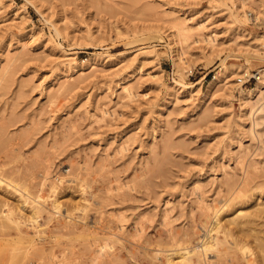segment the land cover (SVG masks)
I'll return each instance as SVG.
<instances>
[{
    "label": "rangeland",
    "instance_id": "374dc122",
    "mask_svg": "<svg viewBox=\"0 0 264 264\" xmlns=\"http://www.w3.org/2000/svg\"><path fill=\"white\" fill-rule=\"evenodd\" d=\"M253 9L264 0H0V264H171L223 206L233 234L214 229L217 251L188 264L263 262ZM180 23L206 28L178 72ZM246 70L261 79L240 84ZM34 205L37 225L20 223Z\"/></svg>",
    "mask_w": 264,
    "mask_h": 264
},
{
    "label": "bare ground",
    "instance_id": "6f19581e",
    "mask_svg": "<svg viewBox=\"0 0 264 264\" xmlns=\"http://www.w3.org/2000/svg\"><path fill=\"white\" fill-rule=\"evenodd\" d=\"M244 2V1H243ZM242 3V2H241ZM245 5H246V3H244ZM243 4V5H244ZM243 5H241V8L243 9V7L245 6H243ZM234 7H235V5H234ZM235 9L236 10H238V6H236L235 7ZM260 11H264L263 9H260V10H254L253 9V11H251V12H245V15H246V17H249L250 19H259V16H258V14H259V12ZM188 21V20H187ZM183 23V22H182ZM188 23V22H187ZM187 23H184V24H181V26H179V27H177V29H176V31L174 30V32H175V37H177V42L179 43V50L181 51V52H178L179 53V55H180V57H179V61H180V63H178L176 66H175V68L177 69V71L179 72V71H181L183 68H182V64H186V63H189L188 61H186L185 60V57H182L184 54H186V53H184L183 51H184V46L187 44H190L189 42L191 41V38L193 37V35L196 33H193V31L194 30H198L197 31V35L198 34H201L202 32L201 31H204V29L206 28V26L204 25V24H198V25H195V26H190L189 24H187ZM192 23V22H191ZM176 26H177V24H176ZM197 26V27H196ZM173 27V26H172ZM174 29V28H173ZM172 29V30H173ZM200 30V31H199ZM207 30V29H206ZM201 32V33H200ZM207 33V32H206ZM203 34V33H202ZM201 36V35H200ZM215 36L216 35H213L212 34V36H205V38L203 37H200V38H197L196 39V42H207L209 45L210 44H212V42H214L215 43V41H216V39L217 38H215ZM197 37V36H196ZM198 37H199V35H198ZM202 42V43H203ZM198 45V44H197ZM213 45V44H212ZM175 52V51H174ZM187 57V56H186ZM253 65H255V66H257L258 67V65H259V63L258 62H254L253 63ZM184 66V65H183ZM246 69V68H245ZM242 71H244V70H242V69H239V70H235V72H238V73H240V72H242ZM259 72H260V74L262 73V75L264 76V67L262 68V69H260L259 70ZM176 73V72H175ZM182 73V72H181ZM225 73V72H224ZM260 74H256V77H258V80H260L261 79V76H260ZM179 75V74H178ZM177 75V76H178ZM225 75V74H224ZM223 75V76H224ZM232 75V74H231ZM230 75V76H231ZM244 75H249V72L246 70V74H244ZM227 77H229L228 75H226L224 78H227ZM178 78V77H177ZM219 78H220V80H222V76H218V78H217V76H215L214 77V79H213V81H211L210 82V84H212V85H214V83L215 82H221L220 80H219ZM181 80V79H180ZM183 78H182V82L181 81H179V80H174V82L175 83H178V84H180V86L181 87H186V88H192L193 86H195L196 84H193V85H191V86H186V85H184V82H183ZM224 80V79H223ZM229 80V79H228ZM211 85V86H212ZM262 85H264V82L262 83ZM258 87H262L261 86V84L260 85H258L257 84V88ZM259 89H261V88H259ZM190 90V89H189ZM123 91H124V93H126L125 94V96L127 97V99H130L131 100V98L133 99V97H134V92L132 91V89L129 87V86H126V87H123ZM251 92H252V89H248V91L247 92H241L240 93V95H241V98H240V100H241V102H243V101H246V100H248V98L250 97L249 95L251 94ZM124 96V97H125ZM123 98V97H122ZM244 103H242V105H243ZM257 109V108H256ZM259 109V108H258ZM256 111V110H255ZM3 180L2 179H0V187H2V184H3ZM14 186V185H13ZM10 188V187H9ZM14 188V187H13ZM54 188V187H53ZM57 189V188H56ZM52 190V189H51ZM21 193V192H20ZM54 193V192H53ZM53 200H55V199H53ZM7 201H9L8 199H5V200H3L2 201V203L4 204V206H2V211H3V213H4V215H5V217H6V219L8 220V221H13V218H12V213H13V210L14 209H16V208H14L13 206H11L9 203H7ZM27 202V201H26ZM39 203V202H38ZM53 203V207H54V210L55 211H58V210H60V205H61V202L60 203H58V201L56 200V201H54V202H52ZM52 206V205H51ZM14 209H13V208ZM227 207V206H226ZM41 209V207L39 206V205H34L33 207H32V211L31 212H33V214H31V216L28 218V219H24L23 220V217H21V219L19 220L20 221V223H28V224H30V225H32V226H34L37 222H38V220H37V218H38V213H39V210ZM58 209V210H57ZM228 209V211H229V208H227ZM227 209H224V206H223V208L221 209V210H219L218 212L216 211L215 213H216V215H215V221H214V223H213V225L211 226V230H209L208 231V233L206 234V236H204V239H203V241H202V244H201V247L200 248H195V247H192V248H190V247H185V248H183V249H181L180 250V252H178L175 256L173 255V254H170V257H169V259H170V263L171 264H188V263H191L192 262V258L194 257V256H196V258H197V260H198V262H200V260L202 259V257H204V256H206V255H208L209 254V252H214V251H217V246H218V244L220 243V242H218V240L216 239V238H213L211 235H210V232H211V234H212V231L214 230V229H216L217 228V230L219 229V228H222L223 229V231H224V234L226 235V238H227V236H229V235H232L233 234V229H230V228H227L226 227V223H223L222 222V218H221V216H222V213L223 212H225V214H226V212H227ZM20 210V209H19ZM18 210V211H19ZM226 210V211H225ZM17 212V211H16ZM224 214V213H223ZM21 215V214H20ZM223 217V216H222ZM37 225V224H36ZM37 227V226H36ZM35 227V228H36ZM242 229V228H241ZM216 230V231H217ZM240 231V230H239ZM242 231V230H241ZM213 233H214V231H213ZM217 233H218V231H217ZM256 239H258V238H256ZM258 241V240H257ZM262 242V241H261ZM199 246V245H198ZM197 247V246H196ZM259 247L261 248V249H263L264 248V242H262L261 243V245H259ZM176 259H178V260H176ZM176 260V261H175ZM257 264H264V260H263V262L262 263H260V262H257Z\"/></svg>",
    "mask_w": 264,
    "mask_h": 264
},
{
    "label": "built area",
    "instance_id": "2783aa9c",
    "mask_svg": "<svg viewBox=\"0 0 264 264\" xmlns=\"http://www.w3.org/2000/svg\"><path fill=\"white\" fill-rule=\"evenodd\" d=\"M256 74L244 75L243 78L238 79V82L242 85H247L250 84L252 81H257L258 77H256Z\"/></svg>",
    "mask_w": 264,
    "mask_h": 264
}]
</instances>
